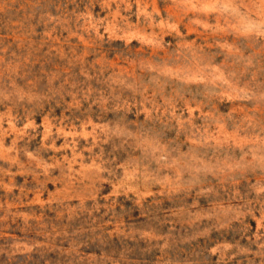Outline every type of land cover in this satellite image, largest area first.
<instances>
[{
	"label": "rangeland",
	"instance_id": "obj_1",
	"mask_svg": "<svg viewBox=\"0 0 264 264\" xmlns=\"http://www.w3.org/2000/svg\"><path fill=\"white\" fill-rule=\"evenodd\" d=\"M0 264H264V0H0Z\"/></svg>",
	"mask_w": 264,
	"mask_h": 264
}]
</instances>
